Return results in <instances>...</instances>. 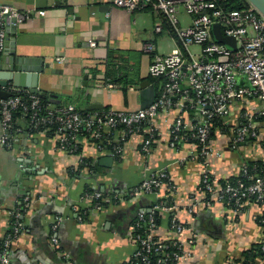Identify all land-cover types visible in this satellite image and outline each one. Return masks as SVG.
Returning <instances> with one entry per match:
<instances>
[{"label":"crops","instance_id":"obj_1","mask_svg":"<svg viewBox=\"0 0 264 264\" xmlns=\"http://www.w3.org/2000/svg\"><path fill=\"white\" fill-rule=\"evenodd\" d=\"M0 4L22 11H46L44 16L34 14L8 29L0 62L16 55L39 63L43 68L40 92L59 100L50 101L52 107L75 104L86 108L96 102L115 110L141 108L139 86L129 88L127 95L120 85L104 89V70L111 52L127 57L140 52L138 63L131 57L130 63L139 78L149 76L151 57L142 45L147 41L156 44L153 34H161L154 30L159 13H130L112 0H0ZM150 23L151 32L144 29ZM258 105L260 100L252 98L231 107L227 131L218 130L212 136L214 154L207 164L199 159L194 138L185 136L171 144L166 121L171 115L165 112L153 120L156 132L148 152L143 150L145 129L130 134L124 142L121 131L114 132L116 142L123 146L119 158L106 147L96 149L83 135L76 140V151L62 149L60 137L66 131L49 127L29 133L24 118L17 119L14 141L6 144L1 141L4 131L0 121V246L13 212L21 208L24 227L12 244L11 264H131L138 247L135 222L139 213L148 211L159 198H168L171 209L160 211V223L151 236L183 244L190 257L176 264H239L245 259L244 250L264 238V226L258 221L264 207L253 203L232 210L222 203L206 207L194 202L206 196L199 189L205 171L218 181L239 174L247 160L264 157L260 143L264 122L258 139L237 146L233 143L240 115ZM108 156L114 158L111 167L101 164ZM83 158H91L97 170L80 167ZM161 170L166 171L172 186L131 194L143 180ZM89 190L104 193L101 208L84 197ZM58 217L61 220L54 230ZM173 218L184 226L182 232L172 225ZM53 234L58 246L52 242ZM251 260L264 264V255L254 254Z\"/></svg>","mask_w":264,"mask_h":264},{"label":"built area","instance_id":"obj_2","mask_svg":"<svg viewBox=\"0 0 264 264\" xmlns=\"http://www.w3.org/2000/svg\"><path fill=\"white\" fill-rule=\"evenodd\" d=\"M119 8L132 13L151 10L161 15L154 30L162 33L166 30L177 42L176 48L168 53H159L153 41L143 43L142 50L152 55L148 67V74L160 80V91L154 101L146 108L95 111L89 114L81 113L74 104H67L62 108L42 113L43 107L37 94L26 89L10 87L12 93L6 99H0V121L3 128L1 141L9 144L8 134L13 126L14 111L22 107L26 113L31 112L30 120L35 127L56 124L66 134L60 137V146L68 151L77 150V138L84 131L92 136L91 141L96 149L104 150L103 137L120 130L122 142L130 134L146 131L143 150L148 152L154 140L156 127L153 120L161 113L166 118L172 137V145L177 144L183 137L195 138L198 142L199 159L207 164L209 156L214 154L211 147V122L220 118L227 125L231 107L239 101L258 99L260 105L246 110L240 115V121L234 128L233 143L239 145L247 140L259 138L260 126L264 122V16L253 6L243 9L225 10L218 0H112ZM44 16L45 10L18 8L0 4V59L7 44V32L12 26L22 24L32 15ZM190 17L186 24L181 20L182 15ZM220 24L225 36H232L236 40V49H230L223 43L214 40L212 27ZM95 46V41H90ZM198 47L192 50L191 47ZM119 85L107 82L104 89L118 88ZM130 89H135L131 87ZM156 89V87H155ZM19 92H29L28 100ZM45 111V110H44ZM261 119H263L261 121ZM113 132V133H114ZM122 144L113 147V154H121ZM249 183L239 179L236 184L227 183L220 186L211 173L204 172L200 192L203 200L194 203L212 207L215 203H222L238 210L250 204H257L264 198V176L247 175ZM172 186L166 171L161 170L143 180L132 190L137 193L158 192L163 185ZM209 195V198H206ZM85 198L92 200L96 208H101L104 193L89 191ZM28 203L26 204V206ZM231 205H233L231 207ZM195 206V205H194ZM264 207V205H263ZM25 209V208H24ZM171 207L164 202V198L138 215V220L148 219L149 230L145 236L135 234L138 247L133 255L131 264H152L151 254L161 253L157 263L174 259L177 263L187 260L190 252L185 251L183 244L174 240L154 239L151 236L156 227L155 214ZM148 216L146 217V214ZM22 210L13 212L15 221L12 231L6 234L3 249L0 252V264H11V251L14 240L23 230ZM81 219L82 216L78 215ZM61 218L53 225L57 229ZM178 232L184 226L171 220ZM52 242L58 246V238L53 234ZM167 246L175 247L173 252L166 251ZM264 250V245H263Z\"/></svg>","mask_w":264,"mask_h":264},{"label":"trees","instance_id":"obj_3","mask_svg":"<svg viewBox=\"0 0 264 264\" xmlns=\"http://www.w3.org/2000/svg\"><path fill=\"white\" fill-rule=\"evenodd\" d=\"M218 3L221 7H223L225 10H228V11L235 10V9H243V8L249 7L251 5L247 0H218ZM160 17H161V15H160ZM111 53L112 54H110V56L108 57L107 63L105 65V70H104L106 83L111 82V83L120 85L122 90H123V93L125 95H127L129 88H131L133 86L138 87L139 84L141 83V81L148 78L151 81V83H153L154 86L156 87L157 93L158 94L161 93L162 90L160 91V87H159L160 80L159 79L151 77V76H147L144 79L139 78V74L136 75L137 70L135 69V66L130 63V57L137 60L136 62L138 63L139 58H140L142 53L139 52L136 54H131L130 57H127L126 54H123L121 52H117L119 54H115V52H111ZM150 57H152V55H150ZM18 94L24 96L25 100H28V98L30 96L29 92H19ZM37 95L41 100V106L43 107V111H42L43 114L45 112H47L46 108L49 110H55V109L62 108L63 106H65L63 104L62 105L59 104V105L52 107L53 105L50 102L48 95H42L40 93ZM75 106L83 114H89V113L95 112V110H87L83 106H79V107L77 105H75ZM106 110H109V107L106 106L103 109H100L98 111H106ZM13 116H14L13 126H12V128L8 134L9 144H11L14 141L13 139L17 133L16 132L17 127H19L18 123L16 122L17 119L21 120L24 118V120L26 121V124H27L25 127V131L29 132V133H35V132H38L42 129L49 128V127L50 128L56 127V124H47V125H40L38 127H35L30 120L31 112L29 111L28 113H26L22 107H19L18 109H16L14 111ZM262 120L263 119H261V121ZM211 129H212V134H211L210 140H212V136L214 135L215 131H218V130L227 131L228 126L224 125L223 121L220 118H215L211 122ZM113 132H114V130H111V133H112L111 135L106 137L108 135L106 133L105 136L103 137V139L105 141L104 144L106 145L105 146L106 150H109V151L110 150L113 151V147L118 145V143L115 140V133H113ZM53 133H54V131L52 129L50 131V134H53ZM83 136L88 137L90 140L92 139V137H91L92 135L87 131L83 132ZM256 139H258V138H256ZM194 140H196V139L194 138ZM260 143H261L263 150H264V140H261ZM115 157L119 158L120 154L116 153ZM80 167H82V168L88 167L92 171L97 170V164H94V162L91 158H83ZM248 174L249 175H255V176H264V157L259 158V159H255V160L254 159L247 160L245 162L243 169L241 170V172L239 174L231 176V177L226 178V179H219L218 184L220 186H225L227 183L236 184L239 179L243 180L246 183H249L250 179H248V177H247ZM211 178L213 179L214 176L211 175ZM206 198H209V195H207ZM164 202H166L167 204L170 203V201L168 202V198H164ZM257 205L263 206L264 205V198L260 202H257ZM232 206L233 205H231V207ZM147 216H148V213L146 214V217ZM160 216H161V213L158 211L155 214L156 224L160 223ZM14 221H15V219L13 218L11 220V225H10V228H9L7 234L12 231V226L14 225V223H13ZM258 221L261 225L264 226V209H263L262 213L260 214V216L258 217ZM148 230H149L148 219L146 218V220L143 221V220H138V218H137V220L135 222V234H141V235L145 236L147 234ZM3 241H2L1 246H0V252L3 249ZM170 243L171 242H168V241L166 242V244H170ZM263 245H264V238L261 242L253 245L249 249L244 250L243 253L245 255V259L244 260L242 259V261H240L239 264H254L251 260V257L254 254L264 255ZM174 250H176V248L172 247V246H167V248H166V251H169V252H173ZM160 257H162V254L160 252L157 254H151L152 264H176L177 263L174 259L169 260V261H165V262L163 261V262L157 263L158 258H160Z\"/></svg>","mask_w":264,"mask_h":264},{"label":"water","instance_id":"obj_4","mask_svg":"<svg viewBox=\"0 0 264 264\" xmlns=\"http://www.w3.org/2000/svg\"><path fill=\"white\" fill-rule=\"evenodd\" d=\"M264 16V0H247ZM214 40L223 43L230 49H236V40L232 36H225L221 31L220 24L216 23L212 27ZM43 68L34 59L23 56H12L5 62H0V99L11 96L8 90L10 87L28 89L33 94L47 95L45 91L40 92L38 82ZM87 78V75L85 76ZM140 95V107H148L155 99L156 89L153 83L147 78L138 87ZM51 102H59L54 97L49 98ZM102 103L92 102L86 107L87 110L103 109ZM114 158L112 156L101 159L103 166L111 167Z\"/></svg>","mask_w":264,"mask_h":264},{"label":"rangeland","instance_id":"obj_5","mask_svg":"<svg viewBox=\"0 0 264 264\" xmlns=\"http://www.w3.org/2000/svg\"><path fill=\"white\" fill-rule=\"evenodd\" d=\"M144 15H148V14H144ZM151 15L158 16V14H156V13H153ZM151 15L149 14L150 17H151ZM181 20L186 24L187 22L190 21V17L183 14L181 17ZM144 29L151 32L153 29V26L150 23V26H148L147 28H144ZM153 36L156 38V46H157V51L159 53L171 52L177 46L176 40L166 30H164L160 35L153 34ZM191 49L197 50L198 47L192 46Z\"/></svg>","mask_w":264,"mask_h":264}]
</instances>
